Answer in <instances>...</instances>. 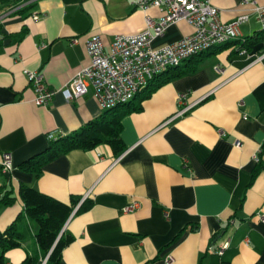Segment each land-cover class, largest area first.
<instances>
[{"label": "crops", "instance_id": "1", "mask_svg": "<svg viewBox=\"0 0 264 264\" xmlns=\"http://www.w3.org/2000/svg\"><path fill=\"white\" fill-rule=\"evenodd\" d=\"M211 2L222 22L245 12L241 0ZM28 3L25 12L0 18V162L5 153L11 157L10 170L0 165V188L16 197L12 205H0V230L20 215L17 228L28 233L6 251L7 264L40 254L19 183L65 203L79 197L75 209L85 199L92 202L66 221L73 240L58 264H165L167 255L170 264H264V169L250 184L253 157L264 145V40L240 52L237 41L261 30L256 16L239 27V37L209 49L193 73L173 78L144 99L140 111L123 116L125 150L119 156L107 144L74 149L35 176L19 164L50 138L103 112L91 86L69 102L59 90L89 63L87 38L100 35L107 48L114 35L138 33L146 17L157 20L161 13H144L128 0H19L22 7ZM34 14L40 17L34 20ZM192 31L178 21L151 45L159 48ZM25 68L39 69L55 90L46 105L33 103ZM181 94L195 104L171 119ZM132 201L140 206L123 212Z\"/></svg>", "mask_w": 264, "mask_h": 264}, {"label": "built area", "instance_id": "2", "mask_svg": "<svg viewBox=\"0 0 264 264\" xmlns=\"http://www.w3.org/2000/svg\"><path fill=\"white\" fill-rule=\"evenodd\" d=\"M128 1L144 13L156 8L161 15L157 20L146 17L145 27L138 33L114 35L107 48L100 35L89 36L85 42L89 63L76 70L59 89L65 101L69 102L85 95L91 86L93 96L100 108L102 110L110 108L133 98L138 89L166 68L239 37V27L248 21L250 15H255L261 28L264 29V3L259 4L256 0H241L245 12L229 22L220 20L219 9L211 0ZM22 6L17 4L7 8L0 13V18L17 11ZM39 17V14L32 15L34 20ZM181 20L192 26L191 34L159 48L152 47L151 42L154 38L161 36L171 24ZM215 69L220 71L219 67ZM23 74L34 92L33 103L46 105L55 90L48 87L43 73L39 69L25 68ZM177 100L179 108L171 119L182 116L195 104L187 103L184 94L179 95ZM234 145L241 147L242 141L236 140ZM253 158L257 162L258 154ZM0 165L3 170H10L9 153L3 155ZM139 206V202L132 201L123 207L122 211L131 212ZM261 218L263 219L264 215ZM227 246L228 242H223L218 252L220 253ZM172 261V255H167L164 259L165 264H170ZM45 263L46 257L40 264Z\"/></svg>", "mask_w": 264, "mask_h": 264}, {"label": "trees", "instance_id": "3", "mask_svg": "<svg viewBox=\"0 0 264 264\" xmlns=\"http://www.w3.org/2000/svg\"><path fill=\"white\" fill-rule=\"evenodd\" d=\"M17 4H19V0H0V13L2 10ZM30 6L31 3H28V5L21 7L17 11L25 12ZM25 32L26 30L22 29L17 39L20 40ZM262 40H264L263 28L251 36L237 40L240 44L238 52L249 51ZM206 52L192 56L178 65L168 67L157 73L143 87L138 89L133 98L104 109L101 114L92 118L78 129L65 135L50 138L43 150L22 161L19 164V168L22 171L31 172L38 176L43 164L57 156L74 149L91 150L100 144H107L111 148L113 155L115 157L119 156L125 150V145L120 135L123 116L140 111L142 109V101L173 78L193 73L201 57L204 54H208ZM263 150L264 145L252 170L250 184L264 169ZM1 191L2 188H0V205H12L16 197L11 190H6L2 193ZM18 197L24 204L26 215L37 227L35 240L40 249L39 255L27 254L19 264H40L45 257V264H58L63 248L73 240V237L63 229L66 221L73 212L78 213L87 210L92 202L85 199L75 209L79 202V197H71L70 202L65 203L24 183H19ZM20 217V215H17L5 229L0 230V264H7L6 251L19 247L21 241L28 236L27 232H21L17 228V222Z\"/></svg>", "mask_w": 264, "mask_h": 264}]
</instances>
